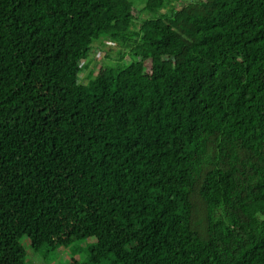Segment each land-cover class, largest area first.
I'll return each mask as SVG.
<instances>
[{"label":"trees","instance_id":"obj_1","mask_svg":"<svg viewBox=\"0 0 264 264\" xmlns=\"http://www.w3.org/2000/svg\"><path fill=\"white\" fill-rule=\"evenodd\" d=\"M27 241L264 264V0H0V264Z\"/></svg>","mask_w":264,"mask_h":264},{"label":"rangeland","instance_id":"obj_2","mask_svg":"<svg viewBox=\"0 0 264 264\" xmlns=\"http://www.w3.org/2000/svg\"><path fill=\"white\" fill-rule=\"evenodd\" d=\"M109 46H114V45L109 44L108 46H104L105 50L106 49L109 50ZM95 59H98L100 64H102L106 60L105 55L104 56L102 55V57H100L99 53L97 55H95ZM28 243H29V241H27V246H28L27 249L29 251L30 261L32 264H61L59 262V259H57V257H60L59 255L62 254V249H59L57 252H54V253L50 252L49 255L47 256V259H46L47 262H45L44 260H42V257L39 254L33 253V250L30 248ZM89 243H91V241L86 240L85 242H80V243L70 247L69 248L70 257L71 256L76 257L77 255H79V256L81 255L84 259H88L89 255H90V250L88 248ZM75 252H77L76 255H74Z\"/></svg>","mask_w":264,"mask_h":264}]
</instances>
